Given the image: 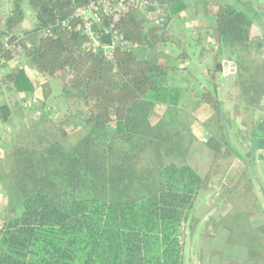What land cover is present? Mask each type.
<instances>
[{
	"label": "trees",
	"instance_id": "trees-1",
	"mask_svg": "<svg viewBox=\"0 0 264 264\" xmlns=\"http://www.w3.org/2000/svg\"><path fill=\"white\" fill-rule=\"evenodd\" d=\"M89 1L11 0L0 30V64L23 56L36 69L31 74L26 66L14 64L2 74V83L19 93L40 88L46 100L52 93L51 77L63 71L65 87L77 91L89 125L68 149L48 131L32 146L15 147L7 187L10 205L0 225V264H184V231L192 234L198 225L192 212L226 145L224 137L213 134L204 140L212 151L205 176L186 162L167 161L184 133L193 137L183 121L188 116L179 107V90L168 84L176 67L166 64V54L146 52L173 42L168 22L185 4L150 0L162 10L154 23L131 8L117 21L129 46L117 48L115 57L106 59L100 52L85 50L80 34L57 26ZM23 2L35 22L20 38L11 30L24 17ZM202 4L204 12L214 16L219 49L213 56L211 81L222 70L218 53L225 52L235 69V107L253 113L264 100V63L249 49L250 0ZM256 8L264 10V3ZM15 39L30 46L22 54L4 46ZM215 90L214 83L193 106L209 105L220 121L222 104ZM8 114V107L0 106L3 121ZM60 130L66 136V130ZM17 206L22 210L15 215ZM246 219L238 244L249 256H261L264 224L255 229ZM227 257L232 264L233 258Z\"/></svg>",
	"mask_w": 264,
	"mask_h": 264
},
{
	"label": "crops",
	"instance_id": "crops-1",
	"mask_svg": "<svg viewBox=\"0 0 264 264\" xmlns=\"http://www.w3.org/2000/svg\"><path fill=\"white\" fill-rule=\"evenodd\" d=\"M203 1L212 0H197L195 4L191 5L186 4L183 0L185 8L178 15V18L184 22L185 45L181 51L183 54L179 55L181 52L172 53L167 49L163 50L168 56L166 64L176 67L168 75V84L179 90V107L184 111L185 106L191 108L189 111H185L188 117L183 118V121L189 126L190 135L193 137L189 143L190 147L196 148L197 142L203 143L211 134L220 138L224 137L226 145L223 146L221 158L217 159L215 166L221 168L225 163L224 160L230 158L233 171H231V178H224V182L217 180L216 183L223 195L229 187L234 188L235 191L236 186H239L237 189H241L240 185L246 186L243 190L245 197L239 195L237 198L239 203L234 207L248 212L246 214L249 218L248 226L254 228L264 224V100L261 107L253 113L242 112L239 108L237 110L235 107L234 72L230 71L229 66L227 71L224 72L222 67V70L214 75L215 91L221 101L223 115L221 122L217 121L216 132L215 129L213 131L211 129L213 124L210 123H212L213 114L211 110L205 107L207 104L202 103L196 107L193 106L199 95L206 89H211L214 84L211 81V70L215 65L213 56L219 50L213 31L214 16L204 12ZM258 3H264V0H250L249 12L252 16L253 25L249 49L264 63V10L256 8ZM11 9V0H0V30L3 28ZM22 9L24 17L12 28L11 35H20L25 30L32 28L35 22L33 12L27 8L24 2ZM199 16L204 27L197 29L201 23L198 20ZM171 20L168 22V26ZM149 22L154 23L155 19L149 20ZM202 28L203 32L200 31ZM218 57H220L221 66L222 62L225 61L232 63L231 60L226 59L225 52H219ZM26 63L23 56H18L15 62H4L0 65V106L6 105L9 113L5 121L0 117V225L5 215V209L10 205L7 187L11 185L12 154L16 146L21 144L31 146L36 140L32 130L27 126L25 113L22 111L15 112L17 108L27 109L31 102L25 98L24 93L16 92L11 84H3L1 76L7 73L14 64L26 66ZM31 93L32 99L45 101L40 88ZM208 121L209 123H206ZM22 131H24L23 134ZM24 141L26 144L23 143ZM27 142L29 143L27 144ZM208 154L212 161V152ZM239 169L244 173L242 174L244 177L238 174ZM226 197L227 195L220 200L225 202ZM221 203H217L214 208L208 211L213 214L215 209L218 210L223 207V205L220 206ZM20 208L22 207L17 206L15 208V215L20 213ZM205 214L208 215L207 211ZM229 248L233 250L231 253L234 257H232V264H246V260L243 259L247 254L244 250L245 247L232 242ZM239 251L241 258L238 256ZM222 264H228V262L223 259Z\"/></svg>",
	"mask_w": 264,
	"mask_h": 264
},
{
	"label": "rangeland",
	"instance_id": "rangeland-1",
	"mask_svg": "<svg viewBox=\"0 0 264 264\" xmlns=\"http://www.w3.org/2000/svg\"><path fill=\"white\" fill-rule=\"evenodd\" d=\"M184 2L191 5L195 4L197 0H184ZM24 4L29 8L26 2ZM178 17H174L168 26V29L173 34V42L167 45H160L156 51L146 52V56L165 55L167 53L163 51L164 49L172 53H180L182 51L185 45L184 22ZM198 20H200V16ZM202 24L201 21L197 29L204 27ZM200 31L203 32V28ZM26 68L32 74L36 73L34 66L28 62L26 63ZM50 87L52 93L45 101L42 99H32L31 92L24 93L25 98H28L31 103L27 109L17 108L18 110L15 109V112L19 113V111H22L25 113L27 126L32 130L35 139L38 135L48 131L53 139H58L68 149L89 129V125L85 121V114L81 111L83 102L75 89L65 87V75L63 71L51 77ZM205 107L211 110L213 114L211 117L212 123L210 124H213L211 127L212 131L215 129L216 132L218 126L216 113L209 105H205ZM190 109L188 106H185V111H189ZM55 123H62L63 125L59 127L55 126ZM206 123H209V121ZM60 129L66 130V136L61 134ZM110 131H112V128H110ZM21 133L23 134L24 131ZM190 141L191 139L184 133L176 146V153L171 158H168L167 161L186 162L197 173L205 176L211 163L208 153L212 151L204 142H197V147L192 148L189 146ZM23 143L26 144L25 141ZM224 161L225 163L221 168H217L215 165L211 168L207 188L203 190L197 199L192 216L198 220V225L192 234L189 233L188 229L184 231V264H222V260L228 258L226 255L231 254L233 251L229 248L232 242L234 244L239 243L238 231L240 225L247 220L246 214L248 212L235 208L234 205L239 203L237 199L239 195L245 197L243 190L246 186L240 185L241 189H237L239 186H236L235 191L234 188L229 187L223 195L216 181L220 180L224 182L226 178H231V171H233L230 158H226ZM238 174L244 177L242 176L244 173L240 169L238 170ZM226 195V201H221L220 199ZM217 203H221L220 206L223 205V207L218 210L215 209L212 214L208 210L214 208ZM21 210L22 208H20V212ZM206 211L208 215L205 214ZM254 228L256 229L257 226ZM255 247L261 248L257 244H255ZM262 247L264 248V240ZM244 250L247 252L246 247ZM253 250H255L254 247ZM240 251L238 252V256L241 254ZM255 251L257 252V250ZM230 256L233 257L232 254ZM239 258L241 257L239 256ZM243 259L246 260V264H263L264 251L261 256L251 257L246 254Z\"/></svg>",
	"mask_w": 264,
	"mask_h": 264
},
{
	"label": "built area",
	"instance_id": "built-area-1",
	"mask_svg": "<svg viewBox=\"0 0 264 264\" xmlns=\"http://www.w3.org/2000/svg\"><path fill=\"white\" fill-rule=\"evenodd\" d=\"M131 8L143 11L148 21L155 19L157 22L162 15L161 7L150 0H90L87 4L76 7L57 26L67 32L80 34L85 50L97 51L106 59H113L117 48L129 46V42L117 28V21ZM4 46L22 54L30 44H22L19 39H15L5 41Z\"/></svg>",
	"mask_w": 264,
	"mask_h": 264
},
{
	"label": "water",
	"instance_id": "water-1",
	"mask_svg": "<svg viewBox=\"0 0 264 264\" xmlns=\"http://www.w3.org/2000/svg\"><path fill=\"white\" fill-rule=\"evenodd\" d=\"M230 64V65H229ZM230 66V71L231 72H234L235 71V69H234V66H233V63H228V62H222V67H223V70H224V72L225 71H227V68Z\"/></svg>",
	"mask_w": 264,
	"mask_h": 264
}]
</instances>
